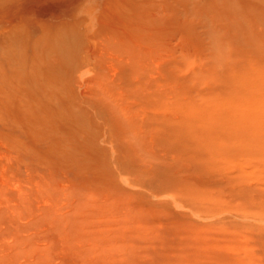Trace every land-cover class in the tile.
<instances>
[{"label": "rangeland", "instance_id": "1", "mask_svg": "<svg viewBox=\"0 0 264 264\" xmlns=\"http://www.w3.org/2000/svg\"><path fill=\"white\" fill-rule=\"evenodd\" d=\"M0 264H264V0H0Z\"/></svg>", "mask_w": 264, "mask_h": 264}, {"label": "bare ground", "instance_id": "2", "mask_svg": "<svg viewBox=\"0 0 264 264\" xmlns=\"http://www.w3.org/2000/svg\"><path fill=\"white\" fill-rule=\"evenodd\" d=\"M17 79H18V77H17Z\"/></svg>", "mask_w": 264, "mask_h": 264}]
</instances>
